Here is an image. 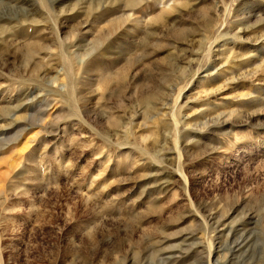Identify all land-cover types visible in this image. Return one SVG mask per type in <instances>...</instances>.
Segmentation results:
<instances>
[{
	"label": "rangeland",
	"instance_id": "374dc122",
	"mask_svg": "<svg viewBox=\"0 0 264 264\" xmlns=\"http://www.w3.org/2000/svg\"><path fill=\"white\" fill-rule=\"evenodd\" d=\"M138 2L0 0V264H264V0Z\"/></svg>",
	"mask_w": 264,
	"mask_h": 264
},
{
	"label": "bare ground",
	"instance_id": "6f19581e",
	"mask_svg": "<svg viewBox=\"0 0 264 264\" xmlns=\"http://www.w3.org/2000/svg\"><path fill=\"white\" fill-rule=\"evenodd\" d=\"M125 3H126V5L128 6V7H132V6H135V5H137L139 2H138V0H125ZM132 8H134V7H132ZM166 17L162 14V15H159V16H157V17H155L154 18V22L155 23H159L160 21H162L163 19H165ZM245 26V28H248L250 25H244ZM114 28V27H113ZM112 28V29H113ZM35 45V44H34ZM33 48V47H32ZM33 52V51H32ZM92 62V61H91ZM90 65V64H89ZM92 66V65H91ZM124 78V77H123ZM52 91H54V92H56L57 94H62L63 92H62V89L60 88V89H53ZM155 94H150V95H144L143 97H142V100H143V102H144V104H145V106L147 107V108H152V100L155 98ZM73 106V105H72ZM9 108V107H8ZM0 110L3 112L5 109H4V107H0ZM9 110V109H8ZM6 112V110L4 111V113ZM157 152V151H156ZM158 153V152H157Z\"/></svg>",
	"mask_w": 264,
	"mask_h": 264
}]
</instances>
